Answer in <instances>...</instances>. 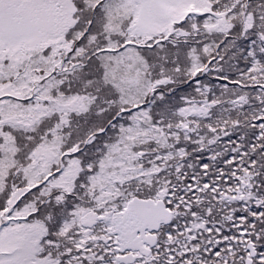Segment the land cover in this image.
<instances>
[{
	"label": "snow or ice",
	"instance_id": "obj_1",
	"mask_svg": "<svg viewBox=\"0 0 264 264\" xmlns=\"http://www.w3.org/2000/svg\"><path fill=\"white\" fill-rule=\"evenodd\" d=\"M0 264H264V0H0Z\"/></svg>",
	"mask_w": 264,
	"mask_h": 264
}]
</instances>
